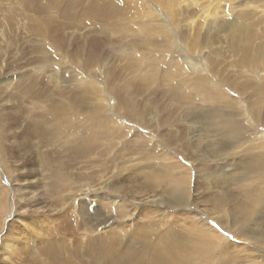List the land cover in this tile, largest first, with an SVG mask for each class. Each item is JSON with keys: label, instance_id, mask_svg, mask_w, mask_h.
<instances>
[{"label": "bare ground", "instance_id": "1", "mask_svg": "<svg viewBox=\"0 0 264 264\" xmlns=\"http://www.w3.org/2000/svg\"><path fill=\"white\" fill-rule=\"evenodd\" d=\"M155 1L160 4L164 0ZM177 1L179 0H173L172 5L165 6V10H170L171 14L161 11L157 14L155 12L159 10V6L156 5L155 8L153 0H65L66 16L71 15L78 5L83 7L81 15L71 18L72 25L87 30L93 28L98 34L93 39V45L87 49L90 61H95L96 51L104 48L102 43L107 41L105 37H117L121 42L127 34L129 39L145 42L149 38L155 39V34L153 37L151 35L158 31L157 35L166 39L167 45L166 48H161L158 44H153L155 40H151L153 48L151 46L149 54L153 56L151 55L150 60L145 56V60L135 57L133 46L131 52L125 54L123 49L122 52L129 58L135 57V63L138 64L135 71L142 68L141 71H148V66L152 67L153 63V67L149 69L152 75L145 76L148 78L141 81L154 83L157 79L159 81L160 76L166 84L159 83L157 93L172 96L173 101H176L174 107L181 112L180 120H175L174 124H169L166 117L160 122L152 118L145 122L140 119L146 118L145 113L137 115L131 111L128 114L127 117L133 122H139L134 126L139 129L144 127L145 131L151 133H155L151 126L154 122L160 128H164L166 124L172 128L168 137L159 134L156 138L131 134L132 130L135 132V128L129 127L126 120L122 125L118 111L109 104L103 106L101 111H88L82 106L78 108L77 105H68L41 113L40 118L46 121H37V125L43 127L40 136L48 139L46 142L49 137L57 134L68 138L65 143L67 149L72 151L71 154L78 155V159L85 160L83 163L92 168L98 162L100 165L97 168L104 172L96 177V182L92 179L93 175L89 174L91 178L78 173L79 178L76 177L77 181L74 183L71 180L72 172L56 169L55 172L50 171L45 183L42 182L52 196L66 192L69 200L77 201L83 210L82 214L87 216L90 228L83 233L82 244L77 246L80 249L87 243L88 261L85 264H264V42L247 49L256 38L260 39L259 33L254 34L257 27L261 25L264 30V3H261L264 0H246L244 6L247 8L228 4L224 10L220 6L224 0H208L209 8L214 6L212 11L197 15L200 21L204 20L202 31L195 27L197 21L191 19L188 11L176 4ZM181 1L187 3L189 0ZM32 2L34 1L28 0V5ZM151 5L154 10L150 12ZM175 7L182 8L181 13L186 12L184 20H193L190 26L197 34L196 38L187 43V54L184 57L174 50L175 46H181V43L176 44V39L182 36L177 34L179 27L175 20ZM42 9L46 11L44 6ZM10 13L8 11V15H12ZM160 15H163V19ZM96 18L104 21L99 22ZM234 27L244 29L241 34L236 35L238 40L235 46L241 54V67L246 68V73H250L257 83L252 88L250 102L243 86L238 88L237 84L236 86L229 81L224 84L218 80L213 72L217 68L210 64L213 58L204 52L209 48L208 43L204 45L203 41L200 42L203 31L205 38L211 33H227ZM34 29L41 42L38 45L41 50L53 35L42 26ZM147 49L149 52V47ZM168 49H173L178 58L181 57V64L189 71L173 74L172 59L175 58L169 55ZM42 55L41 62H45L49 54ZM79 63L80 66L74 65L88 76L90 66L85 67L84 62ZM92 78L96 77L92 75ZM138 79L139 76L137 81ZM155 85L154 83L153 86ZM114 93L119 95L118 90H114ZM123 103L130 107L125 97ZM161 116L159 119L164 118V115ZM2 123L0 122L1 125ZM180 128L182 132L188 133V138L183 141L187 145L181 142L183 136L180 137ZM7 136L8 130L0 127V139L5 140ZM99 136L105 139V142L102 141L105 144L103 159L98 155L94 161V155H97L94 151L100 143L97 139ZM52 141L60 142L56 138ZM182 145L189 148L185 149ZM100 150L101 148L97 150L98 154ZM2 154L0 144V164L6 169L5 174L10 173ZM232 160L233 166L230 163ZM50 164L48 159L42 161L43 169H49ZM84 181L91 185L90 189L85 188L87 184L82 186ZM219 188L222 193H217ZM24 189L21 185H13L11 190L14 196L19 197L21 209L25 211L29 200L24 197L28 188L26 191ZM207 189L210 190L209 194ZM5 195L4 191L0 193V210L5 208V200L2 199ZM55 202L57 204V200ZM203 204L206 207L209 204L211 208L200 210L199 206ZM91 212L93 215L89 216ZM74 214L69 220V227L78 225ZM212 222L219 229L209 224ZM32 223L37 227L27 234L33 241L32 248H29L33 257L28 260L30 264H84L76 261L82 251L77 249L66 253L67 245L65 246L63 239L59 236H55L57 240L48 238L44 222L36 220ZM221 229L231 233V242L227 241ZM10 248V245L6 246L7 250Z\"/></svg>", "mask_w": 264, "mask_h": 264}, {"label": "rangeland", "instance_id": "2", "mask_svg": "<svg viewBox=\"0 0 264 264\" xmlns=\"http://www.w3.org/2000/svg\"><path fill=\"white\" fill-rule=\"evenodd\" d=\"M33 1L34 2L30 3L29 6L28 0H0V122H3L2 125L0 124V127L2 129L5 127L6 130H8V136L5 140L0 139V144L3 152L1 155L2 159L6 162V167L7 169L9 168L8 170L11 173H6V175L4 173L6 169L0 164V193L4 191L7 194L2 197V199L5 200L3 202L5 208L0 210V264H30L28 260H32L33 257L31 256L29 248H32L33 241L30 240V236H27V234L32 233L37 227L32 221L37 220V222H44V226H46L45 233H48L49 239L57 240L55 236H59L63 239L65 246L67 245L65 247L66 253L77 251L79 243L82 244V238L84 237L83 233L90 228V224L86 219L87 216L82 214L83 210L77 201L69 200L66 192L63 193L64 195H56V199V196H52V194L48 193L47 186L45 184L42 185V182L45 183L47 181V177L50 176V171L55 172L58 169H61L62 172H72L73 176L71 180L74 183L77 181V178H79L78 173H82L81 175L85 177H87V175H93V178L90 177L95 180L97 176L104 172L101 171V168H97V166L100 165L98 162H96V165L94 164L92 168L83 163L85 160L78 159V155L71 154L72 151L67 149L68 146L65 143L68 138L57 134L51 138L49 137V141L46 142L48 139H44L40 136L43 127L37 125L38 122L46 121L40 118L42 112L60 109L68 105H77V107L82 106V108H86L88 111H93V109L101 111L103 106H108L109 104L110 107H114V109L118 111V116L121 119L119 121H121L122 125L125 124L126 120L129 127L135 128V132L132 130L131 134L134 135L137 133L139 136L152 138H156V135L159 136V134L168 137V133L172 131V128L167 127V124L164 128H160L158 124L154 122L151 123V126L154 127L152 131H155L156 134L154 132L145 131L144 127H140L139 129L138 126H134L139 124V122H133L127 117L131 111H134L137 115L145 113L146 118L140 117V119L145 122L146 119L148 120L150 118L160 122L161 119L163 120L166 117L165 120L168 119L167 121L169 124H174V121L176 120L175 122H177L181 117V112L177 111L174 107L176 101H173V97L165 95V93H157V86L159 88L160 84H166L164 80H161L162 78L160 76L159 81L158 79L156 82L153 81L156 84L155 86H153L154 83L151 81H141L142 79L148 78L145 76L152 75V73L149 72V69L153 67L152 61H150L152 67L148 66V71H141L143 68L139 71H135V67L138 66V64L135 63V61H137L135 57L140 59V57L143 58L145 56L147 60H150L151 55L153 56V54H149L151 46L153 48L152 42H150L151 40H155L153 44H158V47L166 48L167 41L157 35L158 31L153 32L151 35V37H153L155 34V39L149 38L145 42L140 41V39H137V41L129 39V37L127 38V34L124 37L125 39L121 42L117 37H105L107 41L102 43L104 48H100L96 51L94 56L97 57V59L95 61H90V52H88L87 49L91 44L93 45V39L95 36H98V34L94 32L95 29L93 28L87 30L81 26L72 25L73 20H71L72 17L81 15L83 7L78 5L71 15L67 14L66 16L64 14L66 6L65 0ZM126 1L128 2L129 0ZM154 1L155 0H153V2ZM244 1L246 0H224V2L220 3L221 10H224L225 6L228 4L245 7ZM249 1L255 2V0ZM194 2L189 0L185 3L179 0L176 4L183 6V8L188 11V15L191 19L193 18V20L197 21L195 27L202 31L204 20L200 21L198 16L202 13L208 14L212 11L214 6L209 8L207 5L208 0H195ZM141 3V5L144 4L143 1H141ZM173 3V0H164L161 1L160 4L156 1L152 4L155 8L156 5L159 6V10L157 8L158 11L155 13L158 14V12L161 11V13L171 14L170 10H165V6L172 5ZM261 3L260 5L263 6ZM257 5H259V2H257ZM42 6H44L46 11L42 9ZM153 6L151 5L150 12L154 10ZM245 8H247V6ZM221 10L219 12H221ZM8 11L11 12L10 14L12 15H8ZM181 12H183L182 8L175 7L174 14H177L175 20L179 27L177 34H180V36L182 35L176 39V44L181 43L182 47L177 45L174 47V50L178 53L180 52L181 56L184 57L187 54V43H189V41L191 42V39L196 38L197 34L196 31H194L195 29L190 26L193 20L188 18L184 20L183 15H186V12ZM160 17L163 19V15H160ZM96 19L99 22L103 20L102 18ZM199 21L200 23H198ZM248 22L249 21H245V23ZM78 23L79 22H77V24ZM38 26H42L43 29L51 31L53 35L52 38L44 43V47H41V50L38 46L41 42L37 38V31L34 29V27ZM257 28L254 34L257 35L259 33L260 39L256 38L247 49L261 45L260 42H264L263 26L260 25ZM249 29L252 31L251 27ZM191 30L194 32L192 31L189 33ZM243 31V28L234 27L227 33H211L205 38L204 36L206 34L205 31H203L200 36V42L203 41L204 45L208 43L210 49L207 47L204 52L213 58L210 64L217 68V71L213 72L218 76V80L224 84L227 81L234 85L237 84L238 86H236L238 88H242L243 86V88L247 90L248 102H250L252 88H254V85L257 83L250 73H246L247 69L241 67V54L235 49L238 40L236 35L241 34ZM189 35H191L190 38ZM185 39L187 42H185ZM82 46L83 48L81 49ZM148 47L149 52L147 49ZM91 48H93V46ZM131 48L135 50V57L132 56L129 58V56L125 54H127L128 51L131 52ZM182 48L185 52L182 51ZM144 49L147 53H144ZM122 51L125 54H123ZM168 51L169 55L175 58L172 59L174 61V67H172L174 75L189 71L187 67L181 64V57L178 58L179 56L174 53L173 49H168ZM42 53L49 54L45 62H41ZM121 57L123 60H121ZM79 62H84L85 67L88 65L90 66L88 76L75 66H80L81 63ZM150 63L148 65H150ZM134 64L136 65L133 66ZM135 73H137V75ZM92 75L96 78H92ZM138 76L139 79L137 81ZM98 77H102L103 79H97ZM114 90H118L119 95L115 94ZM123 96L128 100L131 108L127 107L128 105H126V103H123ZM116 100L118 102L117 104ZM157 112H159V115ZM161 115H164V118L159 119ZM179 131L182 132L181 128ZM186 132L187 131L180 134V137L183 136L181 142H185L186 140L184 139L188 138V133L186 134ZM55 138L59 139L60 142L52 141ZM97 139L100 143L98 148H95L94 152L97 155H94V161L97 160L98 155L102 157L105 145L103 144L105 142L103 136H99ZM184 142L183 144L187 145V143ZM191 147H193V145ZM100 148V153H102L98 154L97 150ZM183 148L188 149L189 147L184 146ZM45 159L51 162L49 169L47 168L46 170L42 167V161ZM232 162L233 160L230 161L233 166ZM213 170H215V168H213ZM96 181L97 180H95V182ZM13 185H21V188H28L27 191L24 189L26 191V196L24 197H27V201L29 200V203L27 202L29 206L27 210H25L27 213L21 209L19 197L14 196L11 190ZM83 185H85L86 189L91 188V185L86 181L82 182V186ZM209 189H211V191L213 190L212 187H209ZM206 192L209 194L210 190L207 189ZM217 193H222V189L219 188ZM58 198L61 199L58 200ZM56 200L57 204L55 202ZM232 204H235V202H232ZM207 205V207L205 204L200 205V210L211 208L209 204ZM19 208L21 210H19ZM73 214L77 216L78 225L69 227L71 226L69 220L71 221L70 218ZM91 215H93L92 212L89 216ZM41 218L42 220L40 221L39 219ZM19 220H27V222L22 223ZM209 224L211 226L214 225L215 228L218 227L216 223ZM221 232L228 242L233 240L231 233L222 229ZM9 245L12 248L7 250L6 246ZM83 247L78 249L82 252L79 254V258L77 257L76 261H79L77 263L82 261L81 263L85 264L88 261L86 257V250L88 249L87 243H84ZM12 250L14 252H12ZM81 255L84 256V258Z\"/></svg>", "mask_w": 264, "mask_h": 264}, {"label": "snow or ice", "instance_id": "3", "mask_svg": "<svg viewBox=\"0 0 264 264\" xmlns=\"http://www.w3.org/2000/svg\"><path fill=\"white\" fill-rule=\"evenodd\" d=\"M213 224L215 223V222H212Z\"/></svg>", "mask_w": 264, "mask_h": 264}]
</instances>
